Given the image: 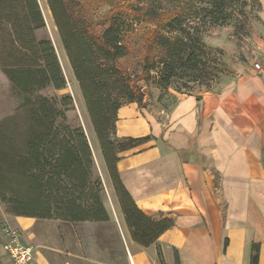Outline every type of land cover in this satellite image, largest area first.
Listing matches in <instances>:
<instances>
[{"label": "trees", "instance_id": "16d2710c", "mask_svg": "<svg viewBox=\"0 0 264 264\" xmlns=\"http://www.w3.org/2000/svg\"><path fill=\"white\" fill-rule=\"evenodd\" d=\"M45 3L124 223L134 242L148 246L173 220L144 214L116 168L119 153L152 139L116 135L118 109L143 100L135 78L120 63L129 52L127 39L141 24H154L145 46L156 49L157 58L153 62L146 56L141 69L156 71V85L166 87L180 71L200 61L201 26L225 24L234 7L245 0H171L166 12L159 0H147L145 6L115 9L100 30L86 16L81 0ZM44 27L38 0H0V71L21 97L16 114L0 121V203L14 217L108 221L104 186L87 135L66 117L71 96L40 93L66 86L54 45L36 35ZM258 252V244L253 243L250 264H257ZM157 254L161 260L159 249Z\"/></svg>", "mask_w": 264, "mask_h": 264}, {"label": "crops", "instance_id": "0c3cea01", "mask_svg": "<svg viewBox=\"0 0 264 264\" xmlns=\"http://www.w3.org/2000/svg\"><path fill=\"white\" fill-rule=\"evenodd\" d=\"M246 41L251 54L235 81L182 95L165 121L134 103L117 111L118 137H152L119 153L121 182L144 214L173 225L137 244L114 195L119 217L107 209L108 221L10 216L21 242L34 246L30 264H250L253 243L264 264V37ZM4 239L0 228V264H14Z\"/></svg>", "mask_w": 264, "mask_h": 264}, {"label": "rangeland", "instance_id": "374dc122", "mask_svg": "<svg viewBox=\"0 0 264 264\" xmlns=\"http://www.w3.org/2000/svg\"><path fill=\"white\" fill-rule=\"evenodd\" d=\"M147 0H81L84 12L90 19L95 30L102 28V23L107 20L115 9L130 5L145 6ZM160 4L169 9L171 0H159ZM173 2V0H172ZM45 20V27L38 30V38L47 37L54 45L57 56L66 79V86L61 90H53L48 87L41 90L43 95L69 94L72 99V108L66 112L68 122L80 125L91 145L96 170L104 186L103 203L113 217H119L115 207L113 193L106 170L102 164L91 125L87 119L82 98L74 80L66 57L60 46L56 30L54 28L50 13L45 0H38ZM264 18V0H245L244 5H236L233 15L223 25L201 26L200 46L201 52L199 62L196 66L180 71V75L171 79L166 87H159L155 80L158 77L156 71L142 72L141 62L147 56L153 62L157 58V50L146 48V38L155 26L153 23H143L136 28V32L127 39L129 52L127 57L121 59V66L127 69L135 78L136 84L143 93V100L137 105L138 111L158 122L166 120L172 105L179 97L190 93H201L203 91L218 92L225 85L236 80L244 58L250 49L242 50L246 39L256 35L264 37L262 28ZM187 27L186 22L183 24ZM174 34V33H173ZM173 34H168L173 36ZM153 56V57H152ZM21 102V97L13 91L5 75L0 71V121L6 117L16 114ZM146 145V144H145ZM12 215L6 212L4 205L0 203V228L9 225L12 228Z\"/></svg>", "mask_w": 264, "mask_h": 264}, {"label": "built area", "instance_id": "2783aa9c", "mask_svg": "<svg viewBox=\"0 0 264 264\" xmlns=\"http://www.w3.org/2000/svg\"><path fill=\"white\" fill-rule=\"evenodd\" d=\"M254 68L259 69L260 64H254ZM5 239L1 243L2 250L10 257L14 264H30L33 259L34 246L24 244L20 240L18 231L9 225L1 228Z\"/></svg>", "mask_w": 264, "mask_h": 264}, {"label": "water", "instance_id": "95a60500", "mask_svg": "<svg viewBox=\"0 0 264 264\" xmlns=\"http://www.w3.org/2000/svg\"><path fill=\"white\" fill-rule=\"evenodd\" d=\"M55 48V47H54ZM56 50V49H55Z\"/></svg>", "mask_w": 264, "mask_h": 264}]
</instances>
